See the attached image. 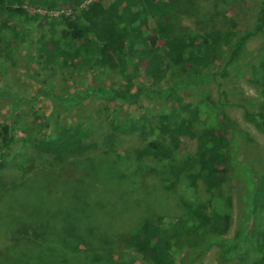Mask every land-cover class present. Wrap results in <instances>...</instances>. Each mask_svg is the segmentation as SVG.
Masks as SVG:
<instances>
[{
	"label": "rangeland",
	"instance_id": "374dc122",
	"mask_svg": "<svg viewBox=\"0 0 264 264\" xmlns=\"http://www.w3.org/2000/svg\"><path fill=\"white\" fill-rule=\"evenodd\" d=\"M179 2L171 36L182 43L191 33L211 42L230 29L242 32L251 25L258 0ZM25 11L30 19L0 15V124L12 127L11 141L0 148V264H150L154 250L134 252V235L147 224L185 220L214 202L230 215L224 234L231 237L237 212L228 173L214 171L221 181L209 193L206 181L213 174L209 162L195 152V138L173 140L170 131L175 124L196 136L204 126L216 129L218 100L226 101L225 113L241 132L236 159L249 165L255 188L264 189V135L243 116L244 111L264 112L259 69L264 39L250 40L246 55L227 68V76L192 88L168 84V72L183 78V68L171 59L175 50L157 42L134 69L145 90L130 104L111 94L126 82L118 70L101 74L88 65H41L37 46L43 21L31 17L55 18L68 11L28 6ZM215 48L220 54L226 51ZM156 55L152 70L148 61ZM222 63L214 60L211 72ZM100 86L102 94L96 91ZM246 97L252 100L243 109L237 104ZM186 105L197 109L202 124L190 122ZM111 114L117 121L130 117L141 128L115 131ZM68 126L81 127L84 138L74 151L57 155L48 139ZM150 143L157 151L147 150ZM262 246L264 203L251 212L243 243L233 255L223 258L211 248L195 264H264Z\"/></svg>",
	"mask_w": 264,
	"mask_h": 264
},
{
	"label": "trees",
	"instance_id": "16d2710c",
	"mask_svg": "<svg viewBox=\"0 0 264 264\" xmlns=\"http://www.w3.org/2000/svg\"><path fill=\"white\" fill-rule=\"evenodd\" d=\"M85 1L0 0V15L30 19L25 6L48 11L65 8L68 14L55 18L31 17L38 23L43 21L39 26L44 28V33L38 38L40 46H37L40 50V64L55 63L62 68L88 65L101 74L118 70L126 82L117 94H111L121 102L130 104H135L145 90L136 80L134 69L145 61L147 50L155 48L157 42H161V46L173 48L175 56L172 54L171 59L180 69L183 68V78H175L167 71L168 84L178 88L182 85L192 88L215 81L219 76H227V68L246 55L247 43L255 37L264 39V0H258L250 15L251 25L242 32L230 29L217 35L211 42L206 40L207 37L191 33L185 38L188 42L182 43L180 38L171 36L177 8L182 3L179 0H93L84 4ZM215 46H223L225 53L220 54ZM138 48L141 50L136 51ZM156 59L157 55L148 61L152 70L154 67L151 66L153 62L156 63ZM216 59L223 63L221 69L213 73L210 69ZM259 69L264 76V57ZM153 80L157 82L159 78L154 77ZM213 83L216 84L218 93L224 96L220 85ZM152 84L153 91L157 94L155 83ZM96 91L100 94L105 92L101 86ZM243 100L237 105L245 109L243 105L252 99L246 97ZM225 103L219 98L220 126L216 129L204 126L196 136L190 132L189 127L175 124L170 135L173 140L179 137L195 138V152L209 162V172L213 174L206 181L209 193H213L217 183L221 181L217 173H228L237 212L232 236L225 237L224 234L229 227L230 215L223 206L221 208L215 202L192 212L185 220H177L168 225L162 222L157 225L147 224L143 231L131 238L130 245L134 252L141 255H145L148 249H153L150 264H195L211 248L216 249L221 257L229 258L243 243L251 212L264 203V189L255 188L249 165L236 159V139L241 136V132L238 124L225 113ZM183 108L185 111L189 110L190 122L202 124L203 120L196 108L187 105ZM169 113L170 109H167L162 119L166 120ZM243 116L256 123L264 135V112L244 111ZM110 125L113 130L121 133L141 128L130 117L117 121L112 114ZM11 132L10 124H0V148L11 141ZM82 132L84 133L81 127L68 126L54 132L47 141L57 155L70 153L84 138ZM147 148L148 151H157L155 143H150ZM216 169L217 173L214 172ZM261 249L264 254V246Z\"/></svg>",
	"mask_w": 264,
	"mask_h": 264
}]
</instances>
